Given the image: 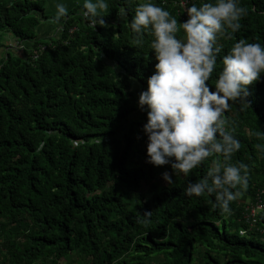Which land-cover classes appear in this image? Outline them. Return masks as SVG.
<instances>
[{"label": "trees", "instance_id": "16d2710c", "mask_svg": "<svg viewBox=\"0 0 264 264\" xmlns=\"http://www.w3.org/2000/svg\"><path fill=\"white\" fill-rule=\"evenodd\" d=\"M50 1L0 0V49L8 34L30 46L19 54L7 45L0 56V264H264V233L249 227L239 196L223 213L214 194L183 191L214 162H242L247 183L232 191L264 198V74L247 86L248 104L230 102L224 113L239 149L173 175L170 165L146 163L147 109L137 100L154 72V37L142 30L137 44L128 21L137 4L151 2L179 29L187 19L180 0H107V12L97 13L104 25L94 28L75 4L60 19L64 29L42 42L35 29L54 17ZM239 6L240 28L217 34L210 90L235 42L264 46V0ZM257 219L264 228L263 211Z\"/></svg>", "mask_w": 264, "mask_h": 264}, {"label": "clouds", "instance_id": "9594fccd", "mask_svg": "<svg viewBox=\"0 0 264 264\" xmlns=\"http://www.w3.org/2000/svg\"><path fill=\"white\" fill-rule=\"evenodd\" d=\"M187 19L180 22L169 11L151 2L135 6L134 15L128 21L130 30L140 44L142 30L150 28L154 39L150 43L156 63L154 72L146 81L147 88L138 95L137 106L146 111V123L142 131L147 137L146 163L156 166L170 165L173 175L187 176L207 157L223 155L224 160L239 149L240 144L226 132L224 113L230 102L246 101L248 85L264 74V46L235 42L227 54L221 57L222 67L217 73L214 90L207 83L217 62L221 47L216 43L217 34L227 30L228 35L240 28L239 20L246 10L239 0H208L185 6L188 0H180ZM107 8L105 0H83L81 15L93 26L104 25L98 9ZM67 14L63 3L56 4L53 22ZM120 16L126 18L124 8ZM179 30L183 36L175 35ZM219 137V139L217 138ZM168 185L173 184L168 171L161 173ZM247 165L214 162L206 175L196 182L189 181L183 189L186 196L214 194V207L230 213L229 203L238 196L244 206L242 216L249 227L264 233L258 227L257 215L264 212V198L248 196L232 189L246 185ZM264 195V189L261 192ZM144 215H150L146 212ZM241 234L245 230L240 231Z\"/></svg>", "mask_w": 264, "mask_h": 264}, {"label": "rangeland", "instance_id": "374dc122", "mask_svg": "<svg viewBox=\"0 0 264 264\" xmlns=\"http://www.w3.org/2000/svg\"><path fill=\"white\" fill-rule=\"evenodd\" d=\"M76 1L77 2H81V0H76ZM70 2H72L71 5H70ZM59 3H63L65 5V7L67 8V11L71 10L74 7L75 4H80V5L83 4V2L82 3H73L72 0H61ZM53 4H55V3L53 2ZM106 4H107V2H106ZM45 7H46V10H47L48 14L53 15V16L55 15V6L54 5H52L49 2H47ZM107 10L108 9H102V10L98 9L97 13H105V12H107ZM52 18H48L47 20H45L42 24H40L35 29L37 34H38V38L40 40H42V42L49 41V38L51 36L56 37L57 30H58L60 24H59V21L53 22ZM1 42L2 43H6L7 42L8 43L7 45L9 46V49L10 50H14L15 53H19V54L23 52V49H26L27 51H29L28 49L30 47L27 44H19V43H17L16 40L14 39V37L11 34L4 35V37L1 40ZM7 45H5L3 48L0 49V56L1 55H5V51L8 48Z\"/></svg>", "mask_w": 264, "mask_h": 264}, {"label": "built area", "instance_id": "2783aa9c", "mask_svg": "<svg viewBox=\"0 0 264 264\" xmlns=\"http://www.w3.org/2000/svg\"><path fill=\"white\" fill-rule=\"evenodd\" d=\"M185 17L187 18L186 13H185ZM64 23H65L64 20H62V21L59 20V24H60V26H59L57 32H60V31H62V30L64 29ZM75 30H76L75 27H74V28H71V29H70V33L73 34V33L75 32ZM39 47H40L41 49H45V46H43V45H40Z\"/></svg>", "mask_w": 264, "mask_h": 264}, {"label": "crops", "instance_id": "0c3cea01", "mask_svg": "<svg viewBox=\"0 0 264 264\" xmlns=\"http://www.w3.org/2000/svg\"><path fill=\"white\" fill-rule=\"evenodd\" d=\"M61 0H51L49 3L50 4H52V5H54L55 6V11H56V4L57 3H59ZM73 1V3H82L83 1L81 0V2H77L76 0H72ZM53 2L55 3V4H53ZM107 2V0H105V3ZM71 3L72 2H70V5H71ZM69 4V3H68ZM73 5V4H72ZM71 8V7H70ZM105 9H108V3H107V8H105ZM46 12H47V10H46Z\"/></svg>", "mask_w": 264, "mask_h": 264}]
</instances>
